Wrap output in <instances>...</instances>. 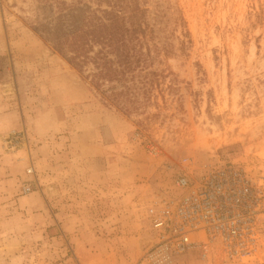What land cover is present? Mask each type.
Wrapping results in <instances>:
<instances>
[{
	"label": "rangeland",
	"instance_id": "1",
	"mask_svg": "<svg viewBox=\"0 0 264 264\" xmlns=\"http://www.w3.org/2000/svg\"><path fill=\"white\" fill-rule=\"evenodd\" d=\"M137 1L142 64L107 82L52 37L70 8L115 0H0V264H150V201L180 175L231 163L264 188V0ZM261 199L253 254L217 241L221 261L214 242L164 264H264Z\"/></svg>",
	"mask_w": 264,
	"mask_h": 264
},
{
	"label": "built area",
	"instance_id": "2",
	"mask_svg": "<svg viewBox=\"0 0 264 264\" xmlns=\"http://www.w3.org/2000/svg\"><path fill=\"white\" fill-rule=\"evenodd\" d=\"M181 195L151 199L148 222L156 241L147 252L150 264L170 262L193 248L207 257L219 241L229 261L242 260L258 247L263 184L243 167L213 164L198 179L180 175Z\"/></svg>",
	"mask_w": 264,
	"mask_h": 264
},
{
	"label": "trees",
	"instance_id": "3",
	"mask_svg": "<svg viewBox=\"0 0 264 264\" xmlns=\"http://www.w3.org/2000/svg\"><path fill=\"white\" fill-rule=\"evenodd\" d=\"M102 11L94 19L85 8H70L58 17L52 41L59 44L57 49L80 70L93 61L98 69L94 76L98 80H133L135 74L130 72L142 64L147 42L148 8L137 0L131 4L115 0L111 9Z\"/></svg>",
	"mask_w": 264,
	"mask_h": 264
},
{
	"label": "bare ground",
	"instance_id": "4",
	"mask_svg": "<svg viewBox=\"0 0 264 264\" xmlns=\"http://www.w3.org/2000/svg\"><path fill=\"white\" fill-rule=\"evenodd\" d=\"M214 255L216 256L218 261L222 260V250L217 242L214 244Z\"/></svg>",
	"mask_w": 264,
	"mask_h": 264
}]
</instances>
